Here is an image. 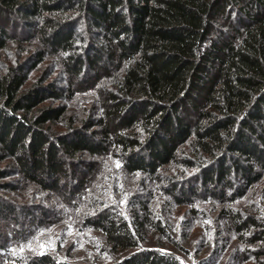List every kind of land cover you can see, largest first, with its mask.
<instances>
[{"label": "trees", "instance_id": "16d2710c", "mask_svg": "<svg viewBox=\"0 0 264 264\" xmlns=\"http://www.w3.org/2000/svg\"><path fill=\"white\" fill-rule=\"evenodd\" d=\"M14 29L28 36L26 45ZM32 41L31 67L1 59L12 46L23 53ZM56 54L71 79L86 70L95 77L112 74L102 87L98 117L70 114L59 104L67 89L55 80L28 84L30 72ZM110 149L118 151L125 172L155 181L172 165L183 174L194 170L163 186L179 204L205 198L231 203L260 183L264 0H0V190L24 183L61 193L74 207L99 167L82 157ZM82 164L87 170L77 178ZM20 209L28 219L25 227L15 225L17 237L57 219L50 208ZM17 210L0 196V218L15 220ZM222 212L241 237L259 230L251 241H260L256 254H264L263 224ZM148 219L133 212L127 220L109 208L80 223L102 234L104 250L116 256L109 264H180L170 253L139 247ZM5 243L0 236V256ZM20 263L71 264L48 254Z\"/></svg>", "mask_w": 264, "mask_h": 264}, {"label": "rangeland", "instance_id": "374dc122", "mask_svg": "<svg viewBox=\"0 0 264 264\" xmlns=\"http://www.w3.org/2000/svg\"><path fill=\"white\" fill-rule=\"evenodd\" d=\"M81 27L79 25L77 29ZM228 28L221 29L230 33ZM20 30H15L13 36L24 41V46L28 36L26 40ZM21 49L20 46H12L1 59L10 63L18 58L25 69L31 67L34 59L28 56L36 51L37 46L32 41L30 48L26 46L23 53ZM61 60L57 54L45 56L43 62L30 72L28 84L40 77L47 81L55 80L58 87L67 89L59 104L65 105L70 114L80 118L89 112L98 117L101 114L102 89L110 85L112 74L101 73L95 77L93 71L86 70L78 79H71L61 68ZM55 128L62 129L61 125ZM82 158L96 161L99 167L79 192L81 199L74 207L67 204L61 193L43 192L24 183L17 184L12 192L0 190V196L19 207L15 220L11 219L12 216L0 218V236L6 241L0 264H23L20 261L40 254L71 264L111 263L116 256L104 250L102 234L80 223L83 216L109 208L127 220L131 219L133 212L149 215L139 247L170 253L180 264H264V254H256L261 242L252 244L251 241L260 231L251 229V234L245 232L241 237L232 219L222 212L233 211L244 218L252 216L264 226V178L244 197L231 203L205 198L179 204L169 198L162 190L163 186L172 181L170 178L180 182L194 170L183 174L172 165L161 173V181H155L141 174L125 172L116 149L96 158L87 155ZM86 170L85 164L76 168V177L85 174ZM24 205L34 212L39 207L50 208L56 212L57 219L29 231L28 235L17 237L15 225L19 221L20 227H25L28 219L26 212L20 209Z\"/></svg>", "mask_w": 264, "mask_h": 264}]
</instances>
